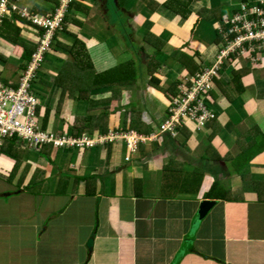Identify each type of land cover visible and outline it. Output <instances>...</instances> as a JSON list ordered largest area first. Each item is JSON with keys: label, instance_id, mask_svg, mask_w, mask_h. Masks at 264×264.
Returning <instances> with one entry per match:
<instances>
[{"label": "crops", "instance_id": "0c3cea01", "mask_svg": "<svg viewBox=\"0 0 264 264\" xmlns=\"http://www.w3.org/2000/svg\"><path fill=\"white\" fill-rule=\"evenodd\" d=\"M255 1L126 0L119 9L116 0L109 7L108 0H74L83 10L68 6L39 67V100L48 94L39 120L49 109L45 129L58 134L71 132L77 116L102 114L93 132H83L97 144L23 149L12 178L15 160L0 152V264H264V151L241 166L237 161L239 147L264 138V55L216 65L217 30ZM58 3L10 0L0 8V23L11 6L49 16ZM15 24L20 39L36 49L40 29ZM22 52L0 35V81L14 85ZM83 54L97 74L133 61L138 76L133 85L93 90L88 98H76L75 90L56 110L60 88L53 80ZM184 55L198 65L195 73L215 69L206 93L215 123L187 121L176 133L160 134L175 95L150 86L146 66L155 59L161 87L174 83L177 93L193 76L180 61ZM237 69H245L240 93L231 82ZM131 108L132 120L138 112L145 126L142 143L129 151L122 139L101 142L128 126ZM214 124L219 129L210 138ZM202 201L214 205L199 219Z\"/></svg>", "mask_w": 264, "mask_h": 264}, {"label": "built area", "instance_id": "2783aa9c", "mask_svg": "<svg viewBox=\"0 0 264 264\" xmlns=\"http://www.w3.org/2000/svg\"><path fill=\"white\" fill-rule=\"evenodd\" d=\"M72 0H59L52 16L33 15L26 9L11 6L24 18L44 29L31 61L12 84L0 81V148L4 140L14 138L16 144L40 150L49 145L52 149L92 147L97 144L87 134L72 136L69 133H52L42 127L39 120L40 100L34 81L43 56L50 49L54 32L61 28L66 10ZM9 0H0L4 9ZM222 50L217 61L228 55H264V0H256L254 6L241 7L238 12L222 22L217 30ZM256 58V57H255ZM257 60V59H256ZM215 69L195 73L190 80L183 81L176 96L167 109V119L159 126V133H175L176 128L187 121L204 125L213 115L208 111L206 93L211 89ZM123 139L129 151L136 147L140 136L132 132L104 137L101 142ZM126 160V159H125Z\"/></svg>", "mask_w": 264, "mask_h": 264}, {"label": "trees", "instance_id": "16d2710c", "mask_svg": "<svg viewBox=\"0 0 264 264\" xmlns=\"http://www.w3.org/2000/svg\"><path fill=\"white\" fill-rule=\"evenodd\" d=\"M117 7L123 8L124 4L126 3V0H116ZM75 5L77 9L83 10L80 8L77 4H75L74 1H72L69 6ZM10 10L9 17H3L1 19L0 23V35L6 38L7 40H10L14 44L20 46L22 48L23 52L21 55V60L24 63L20 70L23 71L26 69L28 63L31 61V56L34 54L35 50L34 48L28 46L25 44L24 41L20 39V28L15 24L16 21L22 22V23H29L31 25H34L29 19L22 17L21 15L15 13L14 11ZM39 12L41 14H44L43 11ZM32 13H37L34 10H32ZM54 11L49 15L52 16ZM40 29V34L44 33V29L42 27H38ZM54 40V39H53ZM78 42L75 41L73 44V47L77 46ZM66 51H68L67 48H65ZM69 52V51H68ZM159 53V51H158ZM75 57V55H74ZM181 63L185 66V69L188 70L189 73L195 74V71L198 69V65L194 62L193 58L188 57L186 55L181 57ZM159 67V63L155 59H150L146 66V72L149 76L148 84L154 88H157L159 91L163 92H170L172 95H176V93L173 92L175 89V84L172 83L167 89H163L160 84V79L158 77L154 76V71ZM138 70L135 67V63L133 61L126 62L124 64H121L119 67H116L114 69H110L108 71H105L103 73H95L93 66L88 58L87 55L83 54L81 59L75 60V63H67L62 66V68L58 71L57 75L55 76V79L53 80L54 85L58 86L60 88L59 97L56 103V110H60L62 107V103L65 99V97H73L74 91L78 90V97L76 98H84L90 95V92L93 90H100L102 88L111 87V89L114 86H120V87H126L128 85H133L132 83L135 82L137 76H138ZM245 69H237L235 71H231L232 79L231 82L233 83V86L237 93H240L242 91L241 84L239 82L240 77L242 76ZM35 82L41 83L43 81L42 74L40 73V70L38 69L35 74L34 78ZM51 85V84H48ZM36 92V90H35ZM37 93V92H36ZM88 98V97H87ZM39 108V107H38ZM39 110V109H38ZM134 108H131L130 110V122L128 126L123 129L124 130H132L135 131L138 134H144L145 126L142 125L138 120L139 114H137L136 120H132V113L134 112ZM49 114V109H46V112L42 119V127L45 128V125L47 123V117ZM100 115L102 117V114L95 115V116H77L74 119V123L71 128V134L73 136H79L81 135L84 130H86L88 133L93 132L95 128L99 125V118ZM209 121H212V123H215V119H211ZM136 123L138 125H136ZM86 127V128H85ZM219 129V126L217 124H214V128L212 129V133L210 134V138H212L217 130ZM102 131H106L104 127H102ZM261 137V138H259ZM259 137H256L254 139H251V141H248L245 143V147L240 148V153L237 156V161L239 165L246 163L250 158L255 156L256 154L264 151V138L263 134ZM243 139L242 136L237 138V145L239 146L238 142L239 140ZM43 146L42 148H44ZM2 150L4 154H6L11 159L13 158L15 160L13 168L10 172L9 178H12L14 176V172L17 170L19 162H20V156L21 152L23 150L22 147L15 145V139L9 138L7 139L3 146ZM42 150V149H41ZM209 150V149H208ZM41 155H44L41 153ZM44 174L41 172L40 176L41 179L43 178ZM63 179V178H62ZM216 188V183L212 186L210 192V195L213 194L214 190ZM215 199H221L223 198V195L214 197Z\"/></svg>", "mask_w": 264, "mask_h": 264}, {"label": "clouds", "instance_id": "9594fccd", "mask_svg": "<svg viewBox=\"0 0 264 264\" xmlns=\"http://www.w3.org/2000/svg\"><path fill=\"white\" fill-rule=\"evenodd\" d=\"M72 1H74V0H72ZM72 1H71V2H72ZM71 2H70V3H71ZM7 5H9V4H7ZM57 6H58V5H57ZM57 6H56V7H57ZM56 7H55V9H56ZM10 9L12 10L11 7H10ZM55 9H54V11H55ZM12 11H14V10H12ZM14 12L17 13V10L14 11ZM29 12H30L31 14H33V15H34V14H35V15H39V14H37V13H32V11H29ZM17 14H18V13H17ZM39 16H40V15H39ZM41 16H43V15H41ZM65 18H66V17H64V20H65ZM29 20H30V19H29ZM64 20H63V22H64ZM30 21H31V20H30ZM62 24H63V23H62ZM33 26H36V25H33ZM36 27H40V26H36ZM61 27H62V25H61ZM57 31H58V30H57ZM54 34H55V32H54ZM53 36H54V35H53ZM52 40H53V39H52ZM222 48H223V46L221 45L220 51L222 50ZM235 56H236V55H228L227 57H225V59L223 58V60L226 61V60H229V57L233 58V57H235ZM216 65L219 66V62L217 61V59H216ZM210 90H211V89H210ZM208 91H209V90H208ZM208 91H207V92H208ZM175 96H176V95H175ZM175 96H174V97H175ZM169 104H170V103H169ZM168 106H169V105H168ZM167 109H168V107H167ZM167 116H168V115H167ZM212 118H213V117H212ZM210 119H211V118H210ZM208 120H209V119H208ZM208 120H207V121H208ZM207 121H206V122H207ZM206 122H205V123H206ZM182 125H183V124H182ZM182 125L178 126V127L176 128V131H178V130L181 128ZM159 126H160V124H159ZM159 126H158V131H159ZM128 132H132V133H134L136 136L143 135V134H138V133H136V132H134V131H132V130L121 131V132H118V134H119V133H128ZM68 133H69L70 135H72L71 132H68ZM175 133H176V132H175ZM85 134H86V133H85ZM72 136H73V135H72ZM141 137H143V136H140V138H141ZM143 138H144V137H143ZM7 139H8V138H7ZM7 139H6V140H7ZM6 140L3 141L2 145H1V148H0V152L2 151V146H3V144H4V142H5ZM122 140H123V139H122ZM110 142H112V141H110ZM139 143H142V141H139V142L137 143V145H138ZM124 144H125V143H124ZM15 145H16V146H20V147H22L23 149H26L24 146L19 145V144H16V142H15ZM95 145H96V144H95ZM95 145H94V146H95ZM137 145H136V147H137ZM92 147H93V146H92ZM82 148H90V147H82ZM59 149H60V148H59ZM67 149H70V148H67ZM74 149H79V148H74ZM54 150H55V149H54Z\"/></svg>", "mask_w": 264, "mask_h": 264}, {"label": "water", "instance_id": "95a60500", "mask_svg": "<svg viewBox=\"0 0 264 264\" xmlns=\"http://www.w3.org/2000/svg\"><path fill=\"white\" fill-rule=\"evenodd\" d=\"M213 205H214L213 201H202L200 203L199 210H198V218L199 219L203 218ZM85 246H86V249L89 250L91 246V239H88L86 241Z\"/></svg>", "mask_w": 264, "mask_h": 264}, {"label": "rangeland", "instance_id": "374dc122", "mask_svg": "<svg viewBox=\"0 0 264 264\" xmlns=\"http://www.w3.org/2000/svg\"><path fill=\"white\" fill-rule=\"evenodd\" d=\"M9 1H10V0H9ZM113 1H114V0H108V7L111 6V4L114 3ZM20 9L22 10V8H20ZM26 10H27V9H26ZM27 11H28V10H27ZM29 11H30V10H29ZM118 24H120V23H118ZM138 35H139V34H138ZM136 40H137V38H136ZM136 40H135V41H136ZM188 57H189V56H188ZM190 57H191V56H190ZM35 90H36V92L39 94L40 89H38V85L35 87ZM44 94H45V93H44ZM47 95H48V94L46 93V95H45L46 98H43V97H44L43 94L40 96L43 102H45L44 100H47V99H48ZM68 98H70V97H68ZM41 99H40V100H41Z\"/></svg>", "mask_w": 264, "mask_h": 264}]
</instances>
